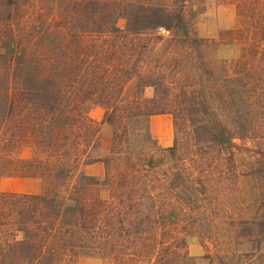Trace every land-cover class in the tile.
I'll return each instance as SVG.
<instances>
[{"label":"trees","instance_id":"1","mask_svg":"<svg viewBox=\"0 0 264 264\" xmlns=\"http://www.w3.org/2000/svg\"><path fill=\"white\" fill-rule=\"evenodd\" d=\"M193 2L0 0V183L42 184L0 191V264H197L194 237L210 264H264V0H221L216 38Z\"/></svg>","mask_w":264,"mask_h":264},{"label":"rangeland","instance_id":"2","mask_svg":"<svg viewBox=\"0 0 264 264\" xmlns=\"http://www.w3.org/2000/svg\"><path fill=\"white\" fill-rule=\"evenodd\" d=\"M221 0H198V2H193L191 6L194 12L195 27L198 35L202 38H216L220 30H226L220 28L221 22H231L233 27L236 24V12L233 7L223 6L220 4ZM160 29L165 27H159ZM231 28V29H232ZM229 30V29H227ZM158 33L161 36L167 37L169 33H161L158 29ZM239 54L238 47H231L228 49H222L220 51V56L223 58H236ZM146 96L151 97L153 95L152 89L146 90ZM89 115L97 122L103 119L104 109L95 106L93 107ZM150 130L152 131V137L161 135L163 138L172 137V143L169 147L173 145L174 141V131L171 116L162 115L154 116L151 118ZM112 136V129L109 125L105 124L101 128L100 132V143L101 149L97 151L94 156H102L106 154L110 147V141ZM153 137V138H154ZM156 138V137H155ZM161 149H166L169 147H164L157 142ZM24 155H28L25 152ZM89 168V169H87ZM83 173L86 175L96 176L102 178L105 173L104 164L101 162L87 165L82 169ZM1 192H14V193H27V194H38L42 192V184L38 180L33 179H6L0 183ZM214 251V249L212 248ZM189 253L192 257L196 258L197 264H210V261L204 256L206 251L202 247L201 240L198 237L191 238L189 240ZM78 264H112L109 260L98 257L83 256L78 260Z\"/></svg>","mask_w":264,"mask_h":264},{"label":"crops","instance_id":"3","mask_svg":"<svg viewBox=\"0 0 264 264\" xmlns=\"http://www.w3.org/2000/svg\"><path fill=\"white\" fill-rule=\"evenodd\" d=\"M233 27V24L231 22H221L220 23V28H223V29H231ZM151 128V127H150ZM152 133V131H151ZM153 135V134H152ZM154 137V136H153ZM156 137V138H155ZM154 139L160 144V145H163L164 147H169L172 143V137L170 136L167 137V138H163L160 134L155 136ZM89 169V168H87Z\"/></svg>","mask_w":264,"mask_h":264},{"label":"built area","instance_id":"4","mask_svg":"<svg viewBox=\"0 0 264 264\" xmlns=\"http://www.w3.org/2000/svg\"><path fill=\"white\" fill-rule=\"evenodd\" d=\"M161 33L165 34V33H169L168 31L164 30V29H160L159 30Z\"/></svg>","mask_w":264,"mask_h":264}]
</instances>
